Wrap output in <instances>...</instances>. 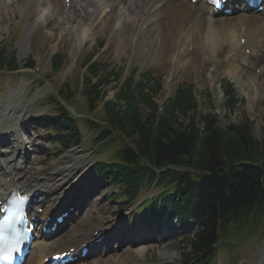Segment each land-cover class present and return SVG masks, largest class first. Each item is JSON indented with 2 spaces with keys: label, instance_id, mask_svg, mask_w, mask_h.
Listing matches in <instances>:
<instances>
[{
  "label": "bare ground",
  "instance_id": "1",
  "mask_svg": "<svg viewBox=\"0 0 264 264\" xmlns=\"http://www.w3.org/2000/svg\"><path fill=\"white\" fill-rule=\"evenodd\" d=\"M33 1V5L29 8L24 0H7L1 9L5 14L14 8H19L28 17L37 14L35 22L54 15L56 11H61L60 0ZM70 1L72 10L71 13L67 12L69 15L65 18L66 24L60 26V37L63 40L64 32H68L71 36L70 52L73 56H76L80 44L88 39L94 41L99 29L102 28V30L112 32V36H119L118 47L123 46L126 35L132 36L131 40L136 47L143 41H149L153 46L156 45L157 51L161 52L162 56L170 55V73L186 63L200 65L215 58L217 64H220V60L224 59L230 64L229 74L236 79L239 89L247 95L251 110H255L256 101L264 96V79L261 82L258 79L264 78V70H261L260 75L257 67L260 62H264V50L263 55L258 53L261 50L258 48V41H261V44L264 43V17L261 15L239 14L230 18H216L208 14V8L203 3L198 2L193 5L187 0ZM75 2L78 7H73ZM63 5L66 6L64 3ZM186 46H191V48L186 51ZM245 48L248 52H245ZM188 55L189 58L185 61L183 58ZM239 59L251 60L245 68L238 64ZM217 97L221 100L222 92L218 91ZM25 118L26 116L23 115L22 120ZM13 135L20 137L18 133ZM75 165L73 163L64 168L52 166L41 172L38 168L31 166L30 171L23 167L14 168L9 176L2 180L1 187L9 191L11 185L25 181L24 175L36 176V181H39V178L47 175L48 170L50 171L48 179L60 182L65 177V173H70ZM91 215L89 213L83 218L85 222H89ZM100 225L102 226V223L89 230H84L83 227L69 229L64 227L61 230L64 234L61 236L59 231L56 232V236L60 238L53 237L48 244L57 246L56 250H63L68 246L88 241L89 235ZM131 242H133V248L128 249L125 254H109L108 258H112L113 262L105 257L91 264H124L126 259L140 261V257L147 250V244L142 238L134 239L133 237ZM46 250L47 253H51L49 249ZM75 264L86 263L80 260ZM255 264H258V260H255Z\"/></svg>",
  "mask_w": 264,
  "mask_h": 264
},
{
  "label": "trees",
  "instance_id": "2",
  "mask_svg": "<svg viewBox=\"0 0 264 264\" xmlns=\"http://www.w3.org/2000/svg\"><path fill=\"white\" fill-rule=\"evenodd\" d=\"M88 83V105L93 107L101 90L99 84ZM128 90L125 85L123 93L118 95L119 101L107 104L112 132L131 143H126L124 138L125 148L120 153L124 165L120 167L126 173L134 177L153 175L157 167L162 169L161 178L166 182L183 184L188 181L189 172L196 171L200 178L193 182L189 178L191 189L200 198L205 195L207 208L225 223L227 220L226 228L242 219L247 225L259 215L264 209V169L239 165L247 160L264 159V140L260 142L252 135L250 124L221 127L214 116H205L204 128L200 129L194 118L189 122L180 120L173 108L186 114L194 107L189 92L181 93L157 121L155 107L144 116L127 98L126 94H131ZM121 97L125 104L121 103ZM215 231L213 228L200 235L195 246L201 250L209 247L216 238Z\"/></svg>",
  "mask_w": 264,
  "mask_h": 264
},
{
  "label": "rangeland",
  "instance_id": "3",
  "mask_svg": "<svg viewBox=\"0 0 264 264\" xmlns=\"http://www.w3.org/2000/svg\"><path fill=\"white\" fill-rule=\"evenodd\" d=\"M7 0H0V39L3 37H6L9 33H14L17 30L20 29V35L17 38V40L23 39L26 37L28 30H32L34 35L36 36V42H33L34 49H35V57L37 59V57H40V60L37 59L38 62H43L45 64L42 65L41 69L39 70L40 72L36 71V73L34 72V70H29V69H22V75L19 76L16 73H14L12 75L11 78H6L8 83L10 84V86L12 85H16L17 81L15 78H20V77H26L23 78L25 79L26 82H23V86L24 85H29L27 83V81H31L35 78H37V74L41 73V75H44L45 73L43 72L44 70H48V73L50 72L49 69V64L48 63V59L50 58L51 54L58 49L60 52H62L63 54L67 55V57L65 58V61L67 58L70 57V59L72 58L70 56V48H71V41L70 38L71 36H69L68 34L63 36V40L58 38L59 35V31H60V26L61 24H59L60 22V14L59 11H56L54 15H52V17L48 18L46 20L41 19V21H39V23L35 22V18H36V14H32L30 15V17H28L23 11H20L19 8H14L11 10H8L6 12V14L3 12V10L1 9V6L3 5L4 2H6ZM26 3L28 2L27 6L30 8L32 6L31 0H24ZM27 8V7H25ZM24 8V9H25ZM62 12V11H61ZM22 14H25V17H21ZM29 14V12H28ZM56 17V19L54 18ZM61 23V22H60ZM37 25V27H36ZM37 28V29H36ZM35 29L37 30L36 32ZM105 30H102V28L99 29L98 34L96 39L92 42V41H88L85 45H84V50L83 52L80 54V56L78 57L77 60V64H73L74 59L70 61V63L66 66V63L64 64V69L59 73L60 77L56 79L57 82H60L59 79H62L63 75H71L72 72H75L76 75L82 71V61H83V56H85L86 54L90 53L92 50L97 48V44L94 45L93 48H90L92 46V44L96 41H103L106 40L107 44L106 46H108V50L107 52H103V53H99L98 55H100L102 57V61H104V59H107V62H114L116 64H121V65H125L128 68H130V66H137L140 71H144V70H148L150 68H154L156 65V61H161L160 66H158L157 70H152L153 74H155L156 76H162V80H163V86H162V90L161 92L157 95V99L161 98V95L165 88H166V79L168 78V74H169V70H168V61H169V57L168 56H162L161 52L156 51L157 50V46H153L149 41L145 42L143 41L141 43V46L138 48H134V45L132 43V41L130 40V36L126 35L125 36V42L123 44L122 47H118L117 46V42H118V37L119 36H114V38H111L112 33L107 30V33L104 32ZM32 33V34H33ZM11 38V37H9ZM34 41L35 38L33 37ZM17 40L15 41V39L13 40V42L16 43V47H17V56L19 57L18 59H24L25 55L23 56L21 54V46H22V41L17 42ZM110 44V46L108 45ZM112 44V45H111ZM54 45H57L56 49H54ZM54 48H53V47ZM36 47V48H35ZM90 48V49H89ZM134 49L139 51L140 53H146L145 57L141 60L138 59L137 56L133 57L134 54ZM127 50V51H126ZM126 51V53H125ZM156 54H150L152 52H154ZM127 54V55H126ZM41 55V56H40ZM144 56V55H142ZM184 59V58H183ZM68 60V59H67ZM186 60V59H184ZM163 61L165 62V64L163 63ZM87 72V70H86ZM209 68L207 69V73H209ZM191 75V72L189 70V68H178L177 70H174V72L172 73L171 78H181V76L183 75L184 77L181 78L180 80H189V77ZM213 74H215L213 72ZM78 76V75H77ZM194 76V75H193ZM195 77V76H194ZM176 80L172 81V84L174 82H176ZM232 80H234L232 78ZM55 81V83H53V77H49V79H45L43 82H41L43 85V87L40 89L39 92V97L42 98L44 96V94L50 93L52 90V83H53V88L57 89L58 88V83ZM178 81V80H177ZM234 82V85L237 83L235 80L232 81ZM236 82V83H235ZM12 83V84H11ZM41 84V85H42ZM57 84V85H56ZM13 87V86H12ZM28 88V87H27ZM237 93L239 94V97L241 98V96H243V98L245 99V104H243V101H238L236 99L234 105L232 108L230 107H226L223 106L224 105V101H217L215 99V97L213 98L214 100L212 101V103L215 104L216 107L210 108L209 102L206 101V99L208 100L209 98H205L202 96L203 99V105H202V111L203 112H214V113H218V117L220 119V124L223 125H227L229 123H231L232 125H239V124H243L244 122H246V115H248L250 117L251 120H253V124H252V128L254 129V134L261 136L262 132H264V96L262 98V100L260 102H258V104H256L255 106V110H253L254 112L252 113V111L250 110L249 106H248V99L246 94L241 91V89L238 88V86L236 87ZM38 88H36L37 90ZM116 88H114L115 90ZM107 95H106V99L110 100L112 99V93L113 92H118V90L116 91H111L110 92V87L107 88L106 90ZM27 97V98H26ZM31 96H27V92H25L24 96H23V100H19L15 99V102H13V104L16 103H21V104H25L24 106L28 108L29 112L32 113H36L44 108H46V105H44L43 100L40 99L38 100L33 106L28 107V103H29V98ZM6 97L4 96H0V105H8V104H12L11 102H7V103H3V101L5 100ZM81 99V98H79ZM34 103V102H33ZM70 105V104H69ZM23 106V105H22ZM73 111H75L74 107L72 105L69 106ZM100 109H98L97 111H99ZM102 112V111H101ZM39 113V112H38ZM193 112L191 111L190 114H192ZM1 114V112H0ZM253 132V130H252ZM113 145H118L120 144V142L113 141L112 142ZM53 148V146H51V149ZM53 151H55V149L53 148ZM71 157L76 158L77 161L82 162L85 165H89L91 161H93L90 157L86 156L83 153H80L78 151H74ZM60 156L54 155V156H50V159L48 161H46L44 164H48L51 162V160H57L59 159ZM110 202H103L100 201V206L102 208V211L104 212V214L102 215V220L103 222L105 221V219L108 218V215L110 213L114 214L116 213V208L114 207V205L112 204L113 208H110ZM100 210V209H99ZM99 210L97 213L93 214L92 216V221L91 223L94 224L97 221L101 220V216L99 213ZM107 211V213L105 212ZM111 215V214H110ZM179 245H177V242L175 243H171V245H169L166 249L165 248H154L149 249L148 250V255H163L164 251L167 252H176L178 250ZM262 245L261 242L258 244H249L247 246H242L240 247V249H238L235 253V256H230L229 254L227 255L226 252H222V258H224V264H246V263H251L254 262L255 260H261V256H262ZM228 253V252H227ZM162 260H167V259H163ZM174 260V259H171ZM170 261V260H169Z\"/></svg>",
  "mask_w": 264,
  "mask_h": 264
},
{
  "label": "snow or ice",
  "instance_id": "4",
  "mask_svg": "<svg viewBox=\"0 0 264 264\" xmlns=\"http://www.w3.org/2000/svg\"><path fill=\"white\" fill-rule=\"evenodd\" d=\"M216 2H218V0H216ZM14 218H21L18 212L16 211H13L11 215L5 216L2 220H0V229H2L4 225H9ZM17 244V240H9L0 235V261L7 262V264H10V262L13 261L15 258L12 253L19 250L17 248Z\"/></svg>",
  "mask_w": 264,
  "mask_h": 264
}]
</instances>
